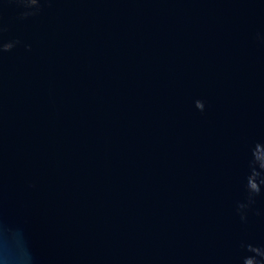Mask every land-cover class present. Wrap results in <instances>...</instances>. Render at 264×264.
Wrapping results in <instances>:
<instances>
[{
	"label": "water",
	"instance_id": "95a60500",
	"mask_svg": "<svg viewBox=\"0 0 264 264\" xmlns=\"http://www.w3.org/2000/svg\"><path fill=\"white\" fill-rule=\"evenodd\" d=\"M0 264H264V0H0Z\"/></svg>",
	"mask_w": 264,
	"mask_h": 264
}]
</instances>
